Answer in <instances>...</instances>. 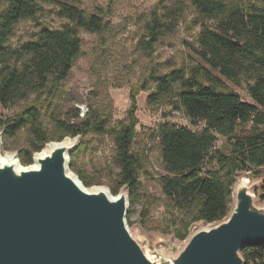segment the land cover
Here are the masks:
<instances>
[{
    "label": "trees",
    "instance_id": "1",
    "mask_svg": "<svg viewBox=\"0 0 264 264\" xmlns=\"http://www.w3.org/2000/svg\"><path fill=\"white\" fill-rule=\"evenodd\" d=\"M41 1L58 5V15L68 23L58 29H41L13 47L9 41L17 24L36 17L41 7L37 0H0V4H5L0 12V107L42 93L54 97L81 53L78 30L100 33L104 28L103 17L88 15L78 6V0ZM189 1L205 21L196 51L206 67L155 76L157 88L148 98L150 104L168 102L182 110L197 127L164 122L157 129L162 160L158 183L167 207L179 215L181 228L177 236L182 241L197 222L216 223L228 216L233 186L240 173L264 168V0ZM184 5L183 0H176L164 8L162 16L153 15L148 23L150 46L162 34L176 29ZM223 79L244 85L250 100L243 99ZM131 102L127 119L114 132L119 187L112 191L117 195L126 186L130 206L134 204L140 186L139 172L144 166L143 157L132 151L138 122L133 93ZM74 118L73 123L57 121L63 134L58 141L65 136L84 138L88 133L108 131L107 120L98 113L89 111L80 117L77 110ZM0 128L4 138L28 129L32 139L18 155L23 165L32 164L34 154L54 140L36 100L13 117H0ZM220 136L229 139L228 151L218 149ZM73 154L74 151L70 156ZM72 168L85 186L95 183ZM261 198L264 200V178ZM242 253L247 264H264V247L247 248Z\"/></svg>",
    "mask_w": 264,
    "mask_h": 264
},
{
    "label": "rangeland",
    "instance_id": "2",
    "mask_svg": "<svg viewBox=\"0 0 264 264\" xmlns=\"http://www.w3.org/2000/svg\"><path fill=\"white\" fill-rule=\"evenodd\" d=\"M78 1V6L88 15L99 14L103 17V30L100 33L78 30L82 43L81 53L76 58L69 77L61 84L54 97L42 93L31 96L27 101L6 108L0 107V117L5 120L13 117L36 100L41 108L45 127L54 139L52 142H58L63 137L62 131L57 128L58 120L73 123L77 110L80 117H84L89 111L92 114L98 113L99 117L107 120L108 131L102 134L88 133L84 138L76 137L79 145L69 158L70 170L77 176L72 168L74 166L93 179L95 183L89 188L102 186L112 193L119 187L114 132L127 119L132 103L131 94H135L138 122L132 151L143 157L144 166L139 172L140 186L134 195V204L129 206L128 225L133 235L151 254L170 244L178 246L184 242L177 236L181 221L178 213L167 207L158 183L162 160L157 129L164 122L194 129L197 127L182 110H176L168 102L150 104L148 98L157 88L155 76L165 75L173 70L192 71L205 66L196 51L197 38L205 21L196 13L189 0H183L184 11L176 29L172 33L162 34L150 46L149 21L155 14L162 16L164 8L170 7L176 0ZM37 2L41 11L36 17L17 24L14 36L9 41L13 47L28 41L41 29H58L68 23L67 19L58 15V5L41 0ZM4 8L5 4H0V12ZM223 80L243 99L250 100L244 85L237 86ZM67 138L72 137H64ZM31 139L28 129L21 130L14 137H2V156L16 153L20 155ZM217 147L228 151L229 139L220 136ZM19 161L22 164L20 159ZM241 176H247L252 181L256 200L259 205H264L261 198L264 168L242 172L238 178ZM195 225L207 226L203 222Z\"/></svg>",
    "mask_w": 264,
    "mask_h": 264
},
{
    "label": "water",
    "instance_id": "3",
    "mask_svg": "<svg viewBox=\"0 0 264 264\" xmlns=\"http://www.w3.org/2000/svg\"><path fill=\"white\" fill-rule=\"evenodd\" d=\"M76 137L49 142L30 165L0 158V264H247L242 252L264 247V205L241 176L225 219L151 254L129 228L127 187L90 189L71 172Z\"/></svg>",
    "mask_w": 264,
    "mask_h": 264
},
{
    "label": "bare ground",
    "instance_id": "4",
    "mask_svg": "<svg viewBox=\"0 0 264 264\" xmlns=\"http://www.w3.org/2000/svg\"><path fill=\"white\" fill-rule=\"evenodd\" d=\"M8 157H9V156H5V157H3L2 154H0V158H1L2 160H7ZM90 189H91V188H90Z\"/></svg>",
    "mask_w": 264,
    "mask_h": 264
},
{
    "label": "built area",
    "instance_id": "5",
    "mask_svg": "<svg viewBox=\"0 0 264 264\" xmlns=\"http://www.w3.org/2000/svg\"><path fill=\"white\" fill-rule=\"evenodd\" d=\"M162 171V170H161Z\"/></svg>",
    "mask_w": 264,
    "mask_h": 264
}]
</instances>
